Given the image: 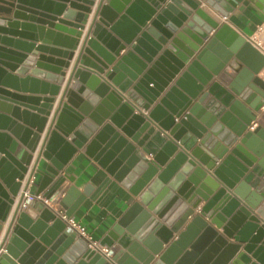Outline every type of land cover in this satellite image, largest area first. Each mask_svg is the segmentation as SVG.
I'll use <instances>...</instances> for the list:
<instances>
[{
    "label": "water",
    "instance_id": "95a60500",
    "mask_svg": "<svg viewBox=\"0 0 264 264\" xmlns=\"http://www.w3.org/2000/svg\"><path fill=\"white\" fill-rule=\"evenodd\" d=\"M165 1H99L45 130L94 0H0V264H264V128L248 130L264 56L194 0ZM201 1L222 17L244 2ZM36 36L63 50L24 41ZM30 66L46 81L13 75ZM226 69L238 73L219 94ZM82 149L109 176L94 192L63 173ZM34 174L66 216L110 178L127 189L135 201L100 242L109 257L43 204L21 210Z\"/></svg>",
    "mask_w": 264,
    "mask_h": 264
},
{
    "label": "crops",
    "instance_id": "0c3cea01",
    "mask_svg": "<svg viewBox=\"0 0 264 264\" xmlns=\"http://www.w3.org/2000/svg\"><path fill=\"white\" fill-rule=\"evenodd\" d=\"M99 1L100 0H94V5L91 7V13H89L87 22L84 26L85 28L81 32V37L78 39V44L76 50L74 51L73 59L70 61V66L62 70L64 73L63 83L60 85L59 94L54 97L55 100L51 104L50 115L47 118L45 130L49 127L50 121L53 116V112L58 105L60 96L63 93L64 89L67 87L71 69L76 61L78 52L82 47V43L87 33V29L93 17V13L97 5L99 4ZM194 1L198 3L199 7L203 9L207 14H209L213 19H216L219 25H224V24L227 25L238 36L244 37L245 39L248 40L249 37L253 34L255 27L264 20V0L263 3L258 5L251 4L246 0H244V2H242L237 8H235L231 13H229L225 17H222L206 2H203L201 0H194ZM167 2L168 0L165 1L162 4V6H165ZM66 9L68 10L69 8L67 7ZM59 18H63V16H59ZM45 28H47V26H45ZM213 33H215V31H213L210 34V37L213 35ZM46 39L47 38L45 37L38 38L36 36L35 39H27L24 41L28 44H33V45H41L45 41L44 44L45 47L57 48L63 50L61 46L54 45L53 42ZM39 54L44 55L45 57H53V59H57L56 56H52L49 52H39ZM27 55L31 57V54H27ZM231 65L232 67H234V69L238 67L237 68L238 70L241 67V64L235 61H232ZM25 68H26V74L20 75L14 72L13 75H17L19 78L32 77L40 81H46L43 80V78L34 76L32 74V71L36 70L35 66H30ZM262 70H264V68ZM237 71L236 72L228 71L226 69L218 78H216V80L213 81L216 84V88L219 90L218 91L219 94H225L226 92L230 91L228 85L233 80L234 76L238 73ZM14 93H18L20 95H25V96L30 95L28 93L23 94L21 92H14ZM122 95L123 97H125L126 102L129 105L140 106L139 96L135 92H133V90L128 89L127 92H125ZM139 108L141 112L144 113V109H142L141 107ZM257 121L258 124L264 128V109L261 111V114L257 118ZM43 136L44 134H41L40 142L43 140ZM33 157H35V154ZM33 162H34V158L31 165L33 164ZM46 165L47 162L40 160V162L37 165V168L43 169ZM63 173L67 176L73 177L74 179L73 185L77 187L79 190L85 188L86 186H89L92 187L93 192L101 185V183L105 179L109 177L108 174L103 169H101L96 162H94L91 158L87 157L84 154V149L78 150L74 154L73 158L69 161V163L65 167ZM34 176H35L34 183L30 186V193L32 195H35L38 182L40 179V177L37 176L36 174H34ZM134 201L135 199L131 196V194L127 191V189H125L115 180L110 178L109 183L95 196L94 199L86 198L84 200V202L78 207V209L76 210L73 216L76 218L78 222H80L86 228L87 232L92 236V238L100 243L106 239L109 240L108 238L109 231H111L114 225H116V223L126 213V211L129 209V207L133 204ZM38 204L39 203L37 202L34 203L35 206H37ZM203 205L204 202H201L194 210V214L198 213L201 207H203ZM13 210H14V206L10 210L9 218L12 215ZM28 213L32 218L36 217V213H34L33 211L29 210ZM4 227H6V223L4 224ZM0 241H1V236H0ZM55 264H65V263L61 259H59ZM251 264H256V263L252 261Z\"/></svg>",
    "mask_w": 264,
    "mask_h": 264
},
{
    "label": "built area",
    "instance_id": "2783aa9c",
    "mask_svg": "<svg viewBox=\"0 0 264 264\" xmlns=\"http://www.w3.org/2000/svg\"><path fill=\"white\" fill-rule=\"evenodd\" d=\"M249 42L251 45L262 55L264 56V20L259 23L249 37ZM238 68V67H237ZM235 68V70L237 69ZM258 76L264 82V70H262ZM264 109V105L261 107V111ZM258 121H253L248 130L253 131L258 126ZM35 176L33 175L28 180L25 179L23 182V202L21 204V210L28 209L30 204L41 203L44 206L48 207L55 212L56 216L65 224V230L67 233H73L75 239H81L87 244L89 250L99 253L103 257H109L110 249L103 247L100 243L92 238V236L87 232L86 228L72 216H66L65 211L59 206V200L54 204L48 202L45 198L41 196L32 195L30 193V186L34 183Z\"/></svg>",
    "mask_w": 264,
    "mask_h": 264
}]
</instances>
